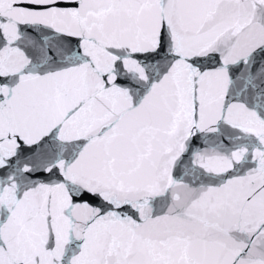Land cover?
Segmentation results:
<instances>
[{"label": "snow or ice", "instance_id": "snow-or-ice-1", "mask_svg": "<svg viewBox=\"0 0 264 264\" xmlns=\"http://www.w3.org/2000/svg\"><path fill=\"white\" fill-rule=\"evenodd\" d=\"M0 264H264V0H0Z\"/></svg>", "mask_w": 264, "mask_h": 264}]
</instances>
